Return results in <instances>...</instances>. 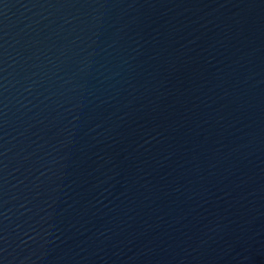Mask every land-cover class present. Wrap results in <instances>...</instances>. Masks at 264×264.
Returning <instances> with one entry per match:
<instances>
[{
    "label": "water",
    "instance_id": "1",
    "mask_svg": "<svg viewBox=\"0 0 264 264\" xmlns=\"http://www.w3.org/2000/svg\"><path fill=\"white\" fill-rule=\"evenodd\" d=\"M0 264H264V0H0Z\"/></svg>",
    "mask_w": 264,
    "mask_h": 264
}]
</instances>
